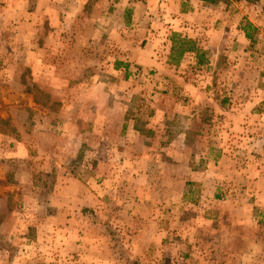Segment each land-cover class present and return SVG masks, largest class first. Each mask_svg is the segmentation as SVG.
Wrapping results in <instances>:
<instances>
[{
  "label": "rangeland",
  "instance_id": "obj_1",
  "mask_svg": "<svg viewBox=\"0 0 264 264\" xmlns=\"http://www.w3.org/2000/svg\"><path fill=\"white\" fill-rule=\"evenodd\" d=\"M149 2L151 0L144 1L147 9L153 12L148 15L151 21H147L146 16L141 18L140 9L133 14L126 12L125 16L118 11L113 16L114 27L101 25L99 28L97 54L103 56L102 52L109 42L110 52L106 56L108 61L101 59L93 63L94 68L89 69H115L113 64L118 61L123 66L119 70L115 69L113 76L112 73L100 71L103 75L97 77L99 82L96 84L105 87L106 99L103 105L115 101L117 108L111 124L101 126L105 134L112 136L114 146L101 138V143L94 147L96 140L92 143L93 137L89 134L91 121L88 118H91V110L79 109L75 104L83 100L84 93L79 92L75 96L68 91H44V78H40L39 70L42 66L35 59L36 55L42 56L43 48L49 50L48 54L54 61L63 56L80 57L74 45L76 37L71 36L68 43L72 46L64 53L60 51L59 34L52 29L54 47L51 48L47 39L50 28L47 29L48 23L41 16L29 18L26 11L21 12L20 22L25 25L17 28V20L13 21V25L10 23L9 18L13 12L9 0L0 1V69L5 71L0 78V134L5 144L3 157H0V264H264V205H255V189L246 186L237 191L224 192L219 189L224 193L222 202L225 207L242 198L244 207L240 211L243 212V220L236 222L240 225L231 229L226 218L224 226L221 225L222 221L216 225V217L201 203L202 200L213 198L217 192L216 187H208L207 184L199 186L185 179L188 168L217 166L219 157L202 158L186 155V151H182L185 155L179 157L164 154L159 155L161 157L145 158L139 153L141 142L150 145L146 137L152 139L155 135L148 127L150 119L156 117L151 105L154 100L169 106L170 111V104H174V115L180 116L174 119L172 125L163 124L162 130L176 132L190 126L192 133L203 126L194 121L187 125L189 113H192L190 101L255 104L251 109L252 115L248 114L250 105H246L243 110L245 124L249 125V129L244 126V134L235 143V138L228 141L231 147L235 145L240 150H249L253 142H250L247 132L255 131V113L258 115L255 111L259 109L264 113V31H254L248 27L247 15L241 13L243 9L239 7L240 2H222L216 4L220 7L218 10L207 9L206 12L212 13L211 20L208 25L204 24L205 32L199 30L194 39L196 32H191L187 18H175L171 16L174 15L173 11L166 14L159 5L161 2L156 5ZM205 3L208 7L215 6ZM27 6L25 4V10ZM121 6L120 10L127 9L128 5L126 3ZM103 7L99 9L104 10ZM101 17L104 18L103 14ZM128 19L130 22H127ZM28 21H37L39 28L30 26ZM228 22L233 26L248 27L247 32L258 38V44L253 46L249 43L245 59L236 60L229 55H222L214 62L198 46V54L190 53L184 55L178 64L170 63L167 50L173 35L191 39L195 44L204 35L207 41L230 40L231 31L225 30ZM160 24L172 27L162 34ZM144 26L148 29H144ZM236 37L234 42L238 43ZM156 39L159 42L153 44V47L157 48L158 56L161 54L164 58L158 60L157 65L153 66L151 61L143 59V54L132 57L135 45L141 49V46ZM225 50L228 51L227 48ZM198 55L204 59L203 64H198ZM157 66L161 71L163 68L175 70L176 76L166 77L164 81L156 79ZM125 69L128 76H125ZM11 72L15 76H10ZM72 78L75 80V77ZM12 80L16 85L6 83ZM73 80H70L69 86L75 85ZM192 84L196 88L209 86L213 89L207 91L208 96L202 89L193 94ZM113 85L116 87L114 91ZM57 86L58 83L53 84L54 88ZM168 86H172V89ZM179 87L181 93H177ZM104 110L109 111L107 108ZM164 111L161 109L162 118L168 116ZM77 114H82L84 119H79ZM129 119L134 121L138 137L136 141L130 142L133 144L130 151L133 154L126 162L125 157L120 158L115 150L124 143ZM261 121L264 124V119ZM78 129H81L82 137L78 136ZM263 129L264 126L258 130L263 132ZM139 133L146 137H140ZM186 138V144L194 142V136L192 140ZM167 153L171 154V151ZM229 159L231 165L243 167L247 176L250 175V168L244 166L252 164L255 169V157ZM110 164L114 167L124 164L129 167L138 166L143 171L157 166L172 168L171 171L178 170L186 184L179 188L182 198L178 201L177 215L167 208V212L175 214L177 219L172 221L167 217L166 221L162 219L144 224L124 221L125 209L131 207L127 205L129 197L122 206L118 202L120 208L115 205L112 194L102 180L94 186L90 183L91 177L102 176ZM122 175L125 178V173ZM146 181L143 179V184ZM149 197L152 198L151 195ZM232 210L235 214L238 211L235 207ZM204 217L208 223L202 222ZM193 220L196 224L190 228L191 233H184L187 223ZM211 228L214 229L212 237L200 239V234Z\"/></svg>",
  "mask_w": 264,
  "mask_h": 264
},
{
  "label": "crops",
  "instance_id": "obj_2",
  "mask_svg": "<svg viewBox=\"0 0 264 264\" xmlns=\"http://www.w3.org/2000/svg\"><path fill=\"white\" fill-rule=\"evenodd\" d=\"M144 1L145 0H9L13 12V14H11L12 16L9 18L10 23L13 25V21L17 20V28L23 27L25 23L23 24V22H20V14L24 11L28 13L29 18H38L37 15L41 16L44 21L48 23V25H46L48 26L47 29L50 28V31L47 32V39L50 43L51 48L54 47V36L52 35V29H55L54 32H58L59 34V47L61 52L63 51L64 53H66L67 48L72 46V44L68 43L69 39L71 40L72 35L76 37L74 45L77 47L78 53L81 54L80 57L75 58L73 56H63L59 60L54 61V59H52L48 54L49 50L43 48L42 56L39 57L41 54L36 55L35 59L37 60V63L42 66L39 70L40 78H44V91H48L49 93H66L68 91L73 95L75 94V96L79 92L84 93L83 100L81 102H75V104L79 109L89 108L91 110V118H88L89 121H91V131L89 134H91L93 137V139L91 140L92 143L96 140L94 147H96L97 144L101 143V138L106 139L107 143L110 142V144H112L113 146L115 144L112 136L109 133L105 134L106 131L104 129H101V126L103 127L106 124H111V121L112 119H114V116L116 114L115 112L117 103L115 101H111L110 105H103V102L106 99V93L104 91L105 89H103L105 87L103 85L96 84V82H99L97 77H101V75H103L101 73H112L111 75L113 76L115 73V69L119 70V67H115L116 62L113 64L115 69H113V67L110 70H108V67L104 70H101L100 68H96V70L89 69V67L94 68V62L98 63L101 59L106 61V56L110 52V43L107 42V47L104 48L106 50L102 52L103 56H98L97 54L99 46V28H101V25L105 27L108 26L107 28L114 27L115 13L118 11H121V14L125 16L126 12H128L129 14H133V12H136L140 9L139 13L141 18L146 16V20L151 21V18H148V15L149 13L153 12L147 9V5H145ZM165 1L171 4V6L168 7V4L164 3ZM157 2H161V4L159 5L162 9H164L166 14L173 11L174 15L171 16H175V18H187L188 26L191 28V32H196L195 35H193L194 39L198 35L197 33L199 30H203V33L205 32L204 24L208 25V21L211 20L212 13L206 12L207 9L218 10L220 8L219 5L208 7V5L202 0H151V2L149 3L156 5ZM126 3L128 5L127 9L122 8V10H120L119 7ZM25 4H28L26 10L24 9ZM263 5L264 0H258L256 3L250 4H248L246 1H241L239 4V7L243 9L241 10V13L247 15V21L249 23L248 27H251L254 31H264V12L261 8ZM100 7H103L104 10L99 9ZM172 7L175 8L172 10ZM160 11L162 12L163 10ZM101 14H103L104 18L101 17ZM163 16L165 17L166 21H169L165 15ZM28 22L30 26H33L34 28L38 24L37 21ZM127 22H130V20L128 19ZM222 25L224 28V22ZM147 26L149 27L148 24ZM226 26L227 28L225 30L229 29L231 31V33L229 34L231 37H229L232 39L230 40L225 39L221 42H217L211 39L207 41L205 35L203 38L197 40L196 46H199L201 49H203V53L205 55L207 54L206 56L209 57L211 61L215 62L217 58L222 57V55H229V57H232L236 60L245 59L247 56L245 54L247 52L249 43L253 46L254 44H258V38L252 36L251 38H247L245 36V29L248 27L241 28V26H233L231 22H228L225 27ZM148 27L144 26L143 28L147 30ZM151 27L153 26L151 25ZM170 27L172 26H164L163 24L159 25L162 34H165L166 31L170 29ZM74 30H76L75 34ZM221 30H223L222 27ZM218 33L220 34V31ZM235 37L237 41H239L238 43L234 42ZM151 41L146 43L145 46H141V49L138 48V45H135V49H132L133 52L135 51V54H132V57H136V54H143L142 58L145 60L148 59L149 61H151L152 65L155 66L158 64V60H162L164 58H162L161 54L158 56L157 48L155 49L153 47V44H158L159 39H156L153 42ZM171 45L172 43L169 41L167 53H170L169 51H171ZM153 48L156 51H154ZM225 48H227L228 51H226ZM206 51L208 53H206ZM34 52L41 51L34 50ZM128 57L130 59H133L131 55H128ZM81 59L83 63L81 62ZM84 64H86V67ZM69 65H72L74 69L67 68V66ZM100 71L103 72L100 73ZM123 71L125 73V76H128L127 70ZM156 71V79L161 81H164L166 77L176 76L175 70H172L170 68H163L162 72L157 66ZM4 73L5 71L3 69H0V78L3 77ZM10 76H15V74L11 72ZM72 77H75V80H73ZM70 80L75 81V85L69 86ZM6 83H15L16 85V82L14 80L10 82L6 81ZM54 83H58V86L55 88L53 87ZM107 83H109V81H107ZM191 86L193 94L199 93L202 89L199 88L201 86H198V88H196V85L194 84H192ZM113 87H115V85L112 86V91L116 89V87ZM168 87H171L170 89H172V86ZM10 88L13 91L16 90V88L14 89V87ZM100 88H102V92H100ZM189 89L190 88L188 87V90ZM212 89V87L205 86V88L202 90L205 92V95L208 96L207 91ZM177 90V93L182 92V90H180V87ZM190 104L192 105V113H189V117L187 118V120L189 121L187 122V125H190L192 121H194L195 124L202 125L203 127L199 130H196V132L194 133L190 132V126H186L181 131L178 130L176 132H170L169 130H162L161 127L164 126L163 124L165 123H168V125H172L174 119H178L180 116L174 115V111H176L174 110V104H170L172 106V111H170L169 106H165L166 104H161L160 102H156V100H154L151 105L155 110L156 117L150 119L151 122L150 124H148V127L154 131L155 135L154 138L151 139L143 135V133H139L140 137L145 136L147 139L146 141L150 142V145H146L145 143L141 142L142 148L139 153L145 158L153 156L157 157L159 155L163 156L164 154L171 155L172 157H179L185 155L182 151H186V155L202 158L219 157L220 159L217 166L208 165V167H206L205 165H199L198 167H194L193 169L188 168V176L185 179L188 181H194L192 183L199 186L204 184H207L208 187L215 186L217 192L213 195V198H209L206 201L202 200L201 203L205 209L206 207H208L209 212L216 217V225L222 221L223 223L221 225L224 226V218H226V220L229 221L228 223L230 224L231 229H233V227L236 228L237 225H240L238 223L243 220V212L240 211L241 207L243 206L242 198L236 202L229 203V206L225 207V203L222 202L224 193H221L219 189L226 192L227 190H242L244 189V186L253 188L255 189V197L258 199H255V205H264V129L263 132H260L262 126H264L261 121L264 119V113H262L263 110L256 109L255 112H257L258 115H256L255 113V120H257V122L255 121V131L251 130L252 132H247L248 134L246 133L250 142H253V146H251L249 150L248 148H245L247 150H240L241 148H238L235 145L231 147L228 141L230 140V138H235V143L237 139L241 138V135L244 134V126L249 129V125L245 124V114L243 113V110L246 105H250L248 114L252 115L251 109L255 104L248 103L245 105L241 102L229 103L226 101L214 103L212 101L200 102L198 100L190 101ZM177 105L176 107L178 108ZM106 108L109 110L108 112H105L104 109ZM161 109L165 110L163 113H168L167 117H161ZM77 115L79 119H84V116H81L82 114ZM69 119H67V122L69 121ZM171 120L172 122H170ZM127 123V134H125L124 136V143L121 146L122 149L120 147L115 150V152L120 155V158L125 157L126 162H128L129 156L133 154L132 152H130L132 149L131 146L133 145L130 142L136 141L138 137V130L136 131V129H134V121L132 119H129ZM251 123L252 122L248 124ZM80 130L81 129L77 130L78 136H81ZM162 131L164 132L162 133ZM166 133L169 134V136ZM193 136L194 142L192 144H186V137H188V140H192ZM2 139H4V137L0 134V157H3V153L5 151V144L3 143L4 141ZM181 145L182 147L180 148ZM168 150L171 151V154L167 153ZM232 157H255V169L252 168V164L249 166H244L245 168H250V175L247 176V172H245V169L243 167L237 164L231 165L229 163L230 159L228 160V158ZM257 160H260V162H258ZM98 165H100V162ZM230 168L233 169L230 170ZM170 169L164 166H157L152 167L151 170L146 169L147 171H143V169H140L138 166L135 167L132 165L129 167L124 164L114 167L110 164L107 169H105L107 171L102 172V176L97 175V178L91 177L90 183L92 184V186H94L97 184V181L102 180L105 187H107L108 191L112 194L115 205L119 207L120 205L122 206V204L127 201L125 199L129 197L127 205L130 204L131 207L126 208V212L123 211L124 221H134L144 224L146 222L155 220L161 221L162 219L166 221L167 217L169 220L171 219L172 221H174L177 219L176 215L178 213V201H181L182 198L179 188L180 186H182V188L184 187L183 185L186 184V180L184 179V177H180L178 170L171 171ZM251 172H255V174ZM124 173L125 178L122 175ZM143 179H147L145 184H143ZM253 179H255V181ZM252 182L253 184H251ZM121 189H123L124 191L122 192ZM143 189L148 190V192H145ZM148 194H150L152 198H150V195L148 196ZM158 198L161 200H159ZM239 201L241 202L239 203ZM118 202L120 203V205L118 204ZM234 207L238 210L236 214L233 213L232 210V208ZM167 208L171 210V213H176V215L168 213ZM164 212H167V214H165ZM209 212L208 214H210ZM202 222L208 223V219L204 217ZM236 222L238 223L236 224ZM195 224L196 222L194 220L188 222L186 225L187 230H184L183 232L190 234L192 231V229L190 228H192ZM212 230L214 229L211 228L207 232H203L202 234H200L202 235V238L200 239H210L213 235Z\"/></svg>",
  "mask_w": 264,
  "mask_h": 264
},
{
  "label": "trees",
  "instance_id": "obj_3",
  "mask_svg": "<svg viewBox=\"0 0 264 264\" xmlns=\"http://www.w3.org/2000/svg\"><path fill=\"white\" fill-rule=\"evenodd\" d=\"M204 2H208L211 4H220V3H225L229 4V2L234 1V2H241V1H246L248 4L250 3H256L258 0H202ZM263 12H264V5L261 7ZM245 36L247 38H251V35L247 32L245 29ZM171 51H170V63L171 64H178L180 60L183 58V56L187 53H197L200 51L199 48L196 46L195 42L191 39H185L178 37L177 35H173L171 38ZM199 60L198 64H203L204 59L202 58L201 55H198ZM120 66H123L121 61L116 62L115 67L118 68ZM126 70V69H125Z\"/></svg>",
  "mask_w": 264,
  "mask_h": 264
}]
</instances>
